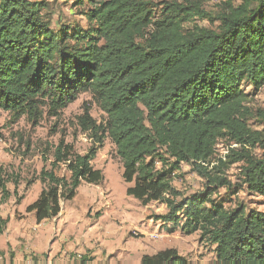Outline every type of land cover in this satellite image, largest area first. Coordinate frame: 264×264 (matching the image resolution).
I'll return each mask as SVG.
<instances>
[{
    "label": "trees",
    "instance_id": "16d2710c",
    "mask_svg": "<svg viewBox=\"0 0 264 264\" xmlns=\"http://www.w3.org/2000/svg\"><path fill=\"white\" fill-rule=\"evenodd\" d=\"M48 2L0 0V109L13 122L26 116L36 124L44 108L57 116L89 92L106 119L98 123L88 110L79 117L95 143L80 155L61 141L53 166L64 162L71 175L42 170L46 186L27 210L42 222L58 216L62 199H73L83 181L101 184L104 173L92 161L110 138L132 183L127 194L144 206L165 204L167 212L153 218L172 225L168 232H199L214 247L213 264H264V211L213 198L220 187L264 198V109L257 112L263 128L253 129L245 89L264 87V0H222L215 11L205 0L162 7L154 0H75L88 25L58 28ZM224 141L230 147L223 158L217 146ZM183 163L206 180L202 191L186 196L174 187ZM236 163L240 183L215 174ZM10 195L0 173V201ZM7 223L0 214V234ZM88 260L81 256L79 264ZM140 263L199 264L175 248L144 254Z\"/></svg>",
    "mask_w": 264,
    "mask_h": 264
},
{
    "label": "rangeland",
    "instance_id": "374dc122",
    "mask_svg": "<svg viewBox=\"0 0 264 264\" xmlns=\"http://www.w3.org/2000/svg\"><path fill=\"white\" fill-rule=\"evenodd\" d=\"M48 1L53 27L88 25L86 8L75 5V0ZM154 1L162 7L164 1L175 0ZM221 1L205 0V9L215 11ZM196 23L209 25L207 20ZM245 89L250 93L247 105L256 113L249 123L260 130L263 125L257 112L264 109V87L254 90L245 86ZM86 110L98 123L105 121L106 114L89 92L80 94L57 116L44 108L43 117L36 124L26 116L13 122L12 114L0 109V173L11 192L8 200L0 201V214L8 219L0 234V264H79L81 256L91 259L84 264H141L144 254L166 248L177 249L192 262L213 264L214 247L202 240L199 232L186 235L177 228L168 232L172 225H162L153 218L167 212L165 204L153 202L144 206L127 194L132 183L125 182L122 176V161L110 138L98 146L92 161L93 167L104 173L101 184L83 181L73 199H62L59 215L42 222L27 210L46 186L40 179L42 170L54 169L56 175L67 179L71 175L66 163L53 166L54 152L61 141L80 155L95 143L79 120ZM229 145L220 142L217 155L224 158ZM214 160L217 164V158ZM222 169V174H215L227 177L232 184L241 182V164ZM205 182L187 163L182 164L172 180L174 187L186 196L202 191ZM213 198H228L226 207L242 203L264 211L263 196L245 187L236 194L232 189L220 187Z\"/></svg>",
    "mask_w": 264,
    "mask_h": 264
}]
</instances>
